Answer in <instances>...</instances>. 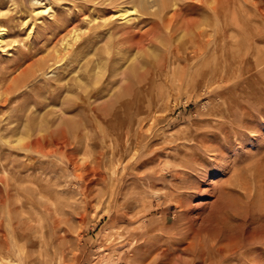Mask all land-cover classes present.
Instances as JSON below:
<instances>
[{
	"label": "rangeland",
	"instance_id": "obj_1",
	"mask_svg": "<svg viewBox=\"0 0 264 264\" xmlns=\"http://www.w3.org/2000/svg\"><path fill=\"white\" fill-rule=\"evenodd\" d=\"M176 1L165 18L179 23L202 19L189 6L214 0ZM221 2L250 11L226 13L220 64L197 66L158 62L173 53L165 42L138 60L136 48L107 46L127 30L120 23L145 18L138 0H0V264H252L263 255L250 239L264 223L263 120L220 161L194 140L218 133L227 109L239 113L233 100L244 92L264 94V0ZM121 8L126 18L111 23ZM192 151L223 169L204 182ZM216 182L228 196L211 210ZM213 226L238 243L234 256L186 249L208 244Z\"/></svg>",
	"mask_w": 264,
	"mask_h": 264
},
{
	"label": "bare ground",
	"instance_id": "obj_2",
	"mask_svg": "<svg viewBox=\"0 0 264 264\" xmlns=\"http://www.w3.org/2000/svg\"><path fill=\"white\" fill-rule=\"evenodd\" d=\"M114 2H116V1H114ZM203 2H200V3H203ZM170 4L171 5H177V1L176 0H138V8H139L138 11H139L140 15H144L145 18L142 19V18H140V16H137L133 20V22L128 20L124 23H120L118 28L119 29L120 28L127 29V30H125L124 32H122V34L117 35V36H115V34H113V33L110 34V36L107 38V40H108V42H106L107 46L108 47L111 45L116 46L117 49H119L120 47L136 48L137 53L135 54L134 57H132V60H136V59L138 60V57H139L138 55L144 53L146 48H149V47L152 48L156 45H159V44H162L165 42L166 44L173 46V53H171V55H163L161 58H157L158 62L164 63V62H168V61L169 62L170 61L171 62H186V61L189 62L190 61L191 63H193L197 66H210L216 58H220L222 56V55H214L215 49H218L221 51L226 50V13L229 11H232L234 14L237 12L236 14H238V15H241V14L247 15L250 11V10L246 9L247 7H243V8H240L238 10L236 8L232 9L231 7L227 8L226 4H223L221 2V0H214V1H211L210 4H207L205 7H203L202 4H197V5L191 4L189 6L191 13H196L197 11L203 9L204 17L202 19L189 18V19H183L179 23H176L175 21H177L178 20L177 18L180 17L176 13L168 19L165 18V12L170 7ZM229 4H231V3H229ZM255 6H256V3L252 2V9H254L253 7H255ZM43 9H45V7ZM125 11L127 12V10H125ZM125 11H122V8L117 10L115 17H113L114 19L111 18L110 22L115 23L116 17L117 18L121 17L120 19H125L126 14H127ZM255 11H256V9H255ZM153 18H157L158 21L153 20ZM139 23H141V24L150 23V26L143 31L129 30L133 25H134L133 27H137ZM159 28H162V30L166 29V34H165L164 38H160L161 33L157 31ZM212 32L215 33L216 35L214 36L212 34ZM178 35H180L179 38H178ZM3 41H4L3 33L0 32V44H2ZM218 50H216V52ZM224 55H225V53H224ZM140 56H142V55H140ZM122 59L125 60L127 58L123 57ZM223 60H224V58L221 61H223ZM216 63H213V66ZM217 64H220V63L218 62ZM248 64L249 65L246 68L247 73L252 70V65H253L252 63H248ZM240 78H241V76L239 77V79ZM250 88L252 89V87H250ZM251 89H249V90H251ZM243 94H244L243 96L235 98L233 100L234 106H236V107L238 106L237 108H238L239 113H236L235 111L231 110L230 108L227 109L226 115L223 118H220V120L222 119V122L219 121L220 123L217 126L218 133H215V132L212 133V131L207 130V132L205 131L204 133H199L196 136L198 139L194 138L195 141L197 140L196 146H197L198 151L202 152L204 155L213 156L214 159H217V158H218V160L224 159L225 158L224 152L228 153L230 151L231 146H232L231 142L234 141L236 143V140H238L239 137L244 135L243 131L249 130L254 123H257L258 119H262L264 122V94L262 93L263 95L262 94L257 95L258 93H256V92H253L251 94H247L246 92H244ZM254 127H256V126H254ZM65 132H66V130H65ZM57 135H58V132L54 137H56ZM64 136H66V134ZM75 136H77V135H75ZM51 137H53V134ZM64 139H67V138L64 137ZM28 141H29V138H28ZM63 141L65 142V140H63ZM42 142L43 141H41V143ZM59 142H60V140H59ZM41 143H39V144H41ZM59 148H63V146L59 147ZM198 151L197 152L192 151L193 152L192 154L193 155L196 154L197 157L193 156L195 159L193 160L194 163L191 166V168L193 170L195 169L196 171H198L197 173L200 175V177L203 179V181L206 182L207 176L210 172L215 171L216 169H220V168L222 170L224 165L222 163H218L220 160L217 162L214 160L204 159L202 154H199L200 152H198ZM192 154L190 155V158H191ZM226 158H227V156H226ZM223 163H224V161H223ZM206 166L207 167L209 166V169ZM195 170H194V172H195ZM212 173H214V172H212ZM177 174H179V173L177 172ZM195 175H197V174L195 173ZM201 178H200V180H201ZM228 179H229V177H228ZM212 186L217 191V195L211 204V210H214V209H218V207L222 205L221 203L224 200L223 198L228 196V191H225L224 188L220 187L218 182L212 183ZM202 190L205 191V188ZM208 194H209V192H208ZM255 194H256V191H255ZM247 201H248V199H247ZM227 202L228 201H226V203ZM253 202H255V201H253ZM241 204H243V203H241ZM250 205L251 204H249V206ZM253 206H251V207H253ZM246 211H247V209L245 210V212ZM248 211H250V209ZM252 212L254 214V211H252ZM257 212H258V210H257ZM259 212H260V210H259ZM262 212H264V211L261 210V214H262ZM210 213H212V212H210ZM247 213H249V212H247ZM255 213H256V211H255ZM253 214H251V215H253ZM256 215H257V213H256ZM254 219H256V218L254 217L253 220ZM245 220H246V218H245ZM260 231H259L260 232L259 234L255 233L256 235L251 236L250 239L252 241L251 244L260 243V245L255 246V250L256 251H263V255H260V257H256L257 256L256 255L253 258L252 264H264V223H263ZM212 232H213L212 233L213 237L211 239H209L208 244H206L207 242H205V240H202V241L197 240L196 242H194L193 241L194 239H192V240L188 241V246L186 249L192 250L196 246L195 250H198L199 253H201L202 255H204L206 257L209 255L208 247H209V249H212L215 252H217V254L219 252L223 251V252H226L228 254V256H234L237 253L236 247L238 246V243L234 242L231 238H229V234L224 232V230L220 226H215L213 228ZM220 233L225 234L226 241L221 242L215 238V237H218V234H220ZM242 251H241L242 253H240V254H241V256L244 257L243 259H246V257L249 255L248 252L250 250L247 249V250H242ZM208 261H209V259H208Z\"/></svg>",
	"mask_w": 264,
	"mask_h": 264
}]
</instances>
